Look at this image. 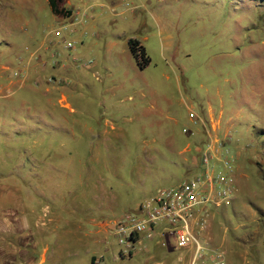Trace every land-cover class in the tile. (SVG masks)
<instances>
[{
  "label": "rangeland",
  "instance_id": "rangeland-1",
  "mask_svg": "<svg viewBox=\"0 0 264 264\" xmlns=\"http://www.w3.org/2000/svg\"><path fill=\"white\" fill-rule=\"evenodd\" d=\"M9 2L0 7L14 8L18 34L8 52L0 35L1 258L18 259L14 249L25 264L187 261L190 249L162 246L157 234L121 259L114 224L207 171L232 176L235 193L206 211L209 251L198 264H213L214 251L225 264H264V0H65L67 22L46 0L34 10L32 0ZM116 36L119 69L98 78L87 67ZM129 39L151 59L142 71ZM109 81L139 90L106 92ZM106 221L112 227L98 232Z\"/></svg>",
  "mask_w": 264,
  "mask_h": 264
},
{
  "label": "built area",
  "instance_id": "built-area-1",
  "mask_svg": "<svg viewBox=\"0 0 264 264\" xmlns=\"http://www.w3.org/2000/svg\"><path fill=\"white\" fill-rule=\"evenodd\" d=\"M66 46L71 47L72 44L67 43ZM208 151L210 148L207 146L202 161L204 167L211 160ZM234 193L232 176L213 175L207 171L194 179L157 191L137 211L126 213L115 224V235L124 247L123 254L128 256L132 252L137 237L152 239L157 234L162 246L172 238L175 249H190L189 264L205 262L209 249L200 240V232L205 227L206 211L212 206H228ZM223 255L221 251H214L211 255L213 264H225Z\"/></svg>",
  "mask_w": 264,
  "mask_h": 264
},
{
  "label": "crops",
  "instance_id": "crops-1",
  "mask_svg": "<svg viewBox=\"0 0 264 264\" xmlns=\"http://www.w3.org/2000/svg\"><path fill=\"white\" fill-rule=\"evenodd\" d=\"M13 1H16V0H10V2L8 3V6ZM34 1L35 0H32V3L30 4V6L27 5L28 8L30 7L29 10H34ZM10 10H11L10 12L4 11L3 10V7H0V35L2 37H5L6 38V41H7V44H9V46L3 47L6 50V52H8L9 50L12 51L11 47L14 44V41H15V38H16V34H18V30H17L18 29V26H17L18 24L16 23V16H15V14L13 12L14 8H12ZM70 11H71V16L70 17H68V18H62V17H57L56 16L57 17V20L65 21V22L71 21L72 14H73L72 12L73 11L72 10H70ZM3 16H5V19H3ZM55 36H58V35L55 34ZM120 38H124V36H116V38H114L113 40H111V42H108V43L105 42L106 44H103L102 45L103 46L102 47L103 50L102 51L97 50L98 51V55H94L93 54V57L95 58V60L93 61V64L91 65V67L89 65L90 62H88V64H87V66L89 65L87 67V69L89 71H91L92 74H98L99 75L102 72L103 73V76L106 77L108 80H111L112 78H115L116 72L118 71L120 65H119L118 62H116L114 60V58H113V54L114 53H112V49L113 48L114 49L116 48V46H117L116 45L117 44V40L116 39H120ZM43 40H46L45 39V36L43 37ZM43 40H42V43L44 42ZM52 44H54V42L49 41V45H52ZM140 45L144 48L145 53H146L145 47L141 43H140ZM128 49H129V47H128ZM129 53H130V50H129ZM146 55L148 56L147 53H146ZM76 57H79V56L76 55ZM79 58L85 59V58H82V57H79ZM149 59H150V57H149ZM74 60H77V58H74ZM77 61H79V60H77ZM150 62H151V59H150ZM84 66H85V64H84ZM135 67L138 69V67L136 66V63H135ZM139 71H142V70H139ZM114 72H115V75L113 76ZM67 75L69 77H71V78H74L75 79V82L76 81H78L80 83L88 82L87 80L82 79L78 74L69 73ZM100 77L101 76L99 75L98 78H100ZM114 90H122V91H125V90L126 91H128V90L130 91L131 90V91L137 92L139 90V88H137V86L134 85L132 82H127V81H120V82L109 81V84L107 85L106 92H112ZM127 99H130V96L129 95H128V98ZM59 103H60V105L63 108H69V105L66 103V99H65L64 96H62L59 99ZM202 110H204V113H206V115H208L210 118L212 117V109H211L210 106H208V108L202 109ZM221 113H222V110L219 112V118H221ZM105 125L107 127L110 126V129L114 130V126H113V124L111 122L110 123L109 122H106ZM104 132L106 133V130ZM186 140H187V137H186ZM168 146L171 148V150H177L176 149V143H175V141L174 142L171 141V143L168 144ZM184 150L185 151H188L189 150L188 149V145L185 144V147H184L183 151ZM149 151L150 150H148V151L145 150L144 151V154H149ZM106 217L107 218H110L111 220L113 218V216H111V215H106ZM107 218H105L103 220H110V219H107ZM109 222L110 221H106V222H100V223L96 224L99 227V229L97 231L98 232L105 233L109 227H112V222H110V223ZM143 238H145V237L144 236H139L136 239H134V246H136V244H140ZM169 243L172 246V244H173V239L172 238H169L168 239V241H167V245L168 246H169ZM167 249H170V247H167ZM174 250H176V249H174ZM11 251H12V254H15L18 259L13 258L12 256H11L12 260H11V258H6V257L3 259V257L1 258V256H0V264H8V263L9 264H25V263L28 262V261L27 262L25 261L26 254H25V252H22V250H20V251L18 250L17 251V250L11 249ZM145 251H147V249H145ZM28 255H29V253H28ZM132 255H133V253L130 252V254L128 255V257H132ZM191 256H192V254H191ZM119 257L121 259H123L125 257V254H123V252H120L119 253ZM43 261H44V258L42 257L38 262L36 261V263L37 264H41V263H43ZM190 261H191V259H189L187 261L184 260V261H181L179 264H189ZM173 264H177V263H173Z\"/></svg>",
  "mask_w": 264,
  "mask_h": 264
},
{
  "label": "trees",
  "instance_id": "trees-1",
  "mask_svg": "<svg viewBox=\"0 0 264 264\" xmlns=\"http://www.w3.org/2000/svg\"><path fill=\"white\" fill-rule=\"evenodd\" d=\"M65 0H47L50 12L54 16H59L62 18H68L71 16V11L63 7ZM129 50L130 54L136 63L139 70L145 69L149 63L150 59L146 55L144 48L140 45L139 41L136 39H129Z\"/></svg>",
  "mask_w": 264,
  "mask_h": 264
}]
</instances>
